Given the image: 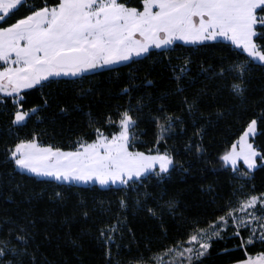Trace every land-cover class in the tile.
Wrapping results in <instances>:
<instances>
[{"label":"snow or ice","instance_id":"6c2138e0","mask_svg":"<svg viewBox=\"0 0 264 264\" xmlns=\"http://www.w3.org/2000/svg\"><path fill=\"white\" fill-rule=\"evenodd\" d=\"M220 42H227L244 58L230 57L219 65L205 62L195 72L191 55L175 61L169 55L167 65L163 59L154 61L172 74L175 89L162 92L155 101L158 107L148 113V120L156 127V138L151 147L144 145L146 151L138 147L145 98L136 100L131 88H124L122 93L129 98L128 106L116 107L114 113L106 115L104 124L88 113L92 136L82 133L67 147L42 139L48 135L47 129L41 128L49 120L45 114L53 101L59 100L49 91L54 85L57 93L63 86L64 91L75 92L77 99L87 100L96 91L85 83L105 71L163 57L181 45L190 46L188 50L195 53ZM257 67H264V0H0V108L4 109L0 114L10 120L6 128H0V139L6 138L0 145V167L12 168L7 177L0 172V180L15 183V176L22 175L34 183L48 184L51 192L41 191L31 198L39 200L48 195L56 203L66 200L65 189L73 184H98L101 188L123 185L127 192L155 177L163 185L177 168L175 148L168 143L178 135L177 128L184 126L186 135L191 119L199 143L191 139L186 147L198 151L203 161L207 133L199 127L198 119L204 114L203 101L206 97L216 100L227 88L246 108L249 78ZM134 80L132 77L129 83ZM201 80L204 86L190 92ZM210 83L215 87H209ZM147 84L154 81L149 79ZM31 90L40 94L35 106L28 103ZM172 97L180 98V114L168 105ZM153 99L148 97L149 105ZM56 106L64 115L79 109V105L69 109L59 102ZM260 108H264V99L258 102L256 118L219 157L222 167L235 174L239 187L233 192L235 200L220 207L211 219L185 215L176 196L162 193L158 206L152 207L145 202L156 197L137 192L135 206L160 221L161 237L158 241L147 238L145 248L150 255L141 253L129 264H206L214 244L229 232L227 238L239 239L238 247L245 253L236 264H264V250L249 251L250 246H264V190L254 183L257 170H264V147H257L253 139L264 136L259 130L264 126ZM216 109L218 118H226L231 112L221 110L219 104ZM207 122L213 123L211 116ZM179 167L187 170L183 164ZM15 187L20 189L21 185ZM202 191L211 195L214 189L208 186ZM217 199L212 197L213 203ZM131 207L128 198L120 199L121 212ZM81 211L84 217L90 215L83 200ZM165 213L179 223L181 234L172 240L171 230L164 223ZM121 221L127 228L121 216L115 226L100 229L101 238L107 242V264H121V248L116 243V234L124 235ZM37 229L34 218L22 224L13 222L8 229L0 224V264H50L40 252ZM132 236L135 238L134 232ZM154 242L160 247L154 249ZM72 244L82 248L75 240Z\"/></svg>","mask_w":264,"mask_h":264},{"label":"trees","instance_id":"16d2710c","mask_svg":"<svg viewBox=\"0 0 264 264\" xmlns=\"http://www.w3.org/2000/svg\"><path fill=\"white\" fill-rule=\"evenodd\" d=\"M136 2L138 3L139 0ZM189 48L190 46L181 45L180 48H174L165 53L163 57L154 56L152 60L132 64L131 67L120 65L118 71H105L102 75L85 83V87L92 86L96 91V95L87 100L77 99L75 92L64 91L63 86H61L62 90L57 93L54 85L49 91L58 96L59 100L53 101L52 108L45 114L49 120L46 124L41 125V128H46L48 135L42 139L62 143L67 147L82 133L92 136L93 130L88 127V113L91 112L101 124H104L106 115L114 113L116 107L126 108L128 106L129 98L127 94L122 95V93L124 88H131L132 95L136 100L141 97L145 98L138 147L140 150L146 151L144 145L151 147L156 138V127L148 120V113L150 109L154 112L158 107L155 101L159 99L162 92L175 89V84L171 81L172 74L154 61L163 59L167 65L169 55L174 61L177 57L191 55L195 61V72L205 62L219 65L222 60L226 61L230 57L239 55L241 59L244 58V55L238 54L226 42H220L195 53L189 51ZM132 77H135V80L133 83H129ZM149 79L154 81L153 85L147 84ZM203 86L204 81H198L190 92H195ZM209 87L214 88L215 84L210 83ZM248 89L249 103L246 108H242L238 101L233 99L227 88H224L216 100H209L206 97L203 101L204 114L203 117L198 118L200 120L199 127L205 128L207 133L204 141L207 152L203 161L198 151H189L186 147L187 141L191 139H195L199 143L198 135H194L195 126L191 119H188L186 125V135L183 131L184 126L177 128L178 135L168 142L175 148L177 168L172 176L164 181L163 185H160L155 177L146 180L139 189L133 188L127 192L124 190L125 186L101 188L97 185L73 184L65 189L66 200L63 203H56L48 195L39 200L31 198L41 191L51 192L48 184L34 183L31 179L16 175L15 183L0 180V224L8 229L13 222L22 224L34 218L38 225L40 252L47 256L50 264H107V242L101 238L100 229L109 225L115 226L118 219L124 216L128 227L124 228V221H121L120 227L124 228V235L121 238L119 233L116 234V243L121 248L119 257L121 264H129V261L138 259L141 253L145 256L150 255L145 248V241L149 237H152L154 241L160 239V221L149 215L146 210L137 209L135 206L137 192L141 195L145 192L152 193L156 199H149L145 202L152 207L158 206L157 200L162 193H167L168 197L176 196L181 201V211L185 215H198L202 219H211L212 214L220 207L229 200H235L233 192L235 188L239 187V182L235 179L233 172L222 167L219 157L226 148L236 142L250 120L256 118L258 102L264 99V67H257L251 73ZM148 97L154 98L151 105H149ZM179 100V97H172L168 101L169 107L177 114L182 111ZM38 102H40V94L36 93V90H31L28 96L29 105L35 106V103ZM57 102L69 109H74L76 105H79V109L71 111L69 115H64L56 106ZM217 104L221 106V110L231 109L230 113H226V118H218L215 115ZM260 110L264 111V108H260ZM3 112L4 109L0 108V113ZM209 116L213 120L212 124L207 122ZM9 123V117L0 114V128H6ZM259 130L264 131V126H259ZM53 136L54 140H52ZM253 139L257 147H264V136H257ZM4 142H6V138L0 139V145ZM162 147L166 149L168 145H162ZM180 164H183L187 170L182 171L179 167ZM0 172H3V175L7 177L11 174L12 168L11 166L0 167ZM254 183L257 189L264 190V170H257ZM16 184L21 185V188L16 189ZM208 186L214 189L211 195L202 191ZM122 197L128 198L132 204L126 213L121 212L119 208ZM212 197L218 198L215 203H213ZM81 200L84 201L90 212L88 217H84L81 211ZM109 207L111 212L107 211ZM163 219L171 230L169 240L175 239L181 234L177 219L167 213L164 214ZM133 232L135 238L132 236ZM4 234L7 235V231ZM49 236L51 237L50 241L47 240ZM227 236H231V232ZM227 236L214 244L206 264H236L239 259L244 257L245 253L238 247L241 241L236 238L228 239ZM73 240L82 245V248H75L72 244ZM137 242H139V247H137ZM158 247L160 244L154 242L153 248ZM261 250H264V246L257 245L254 248L251 246L249 248L251 252L258 253ZM115 256L116 248L114 247L113 257Z\"/></svg>","mask_w":264,"mask_h":264},{"label":"rangeland","instance_id":"374dc122","mask_svg":"<svg viewBox=\"0 0 264 264\" xmlns=\"http://www.w3.org/2000/svg\"><path fill=\"white\" fill-rule=\"evenodd\" d=\"M227 43V42H226ZM246 130V129H245ZM242 135V134H241ZM239 139V138H238ZM235 143V142H234ZM74 185H76V184H74ZM79 185H81V186H87V185H84V184H79ZM88 185H97V186H99L98 184H88ZM120 186H123V185H115V184H113V185H111V186H109V187H120ZM100 187V186H99Z\"/></svg>","mask_w":264,"mask_h":264}]
</instances>
